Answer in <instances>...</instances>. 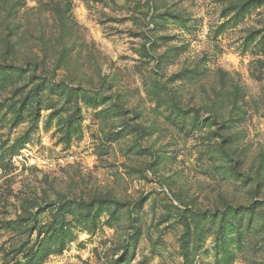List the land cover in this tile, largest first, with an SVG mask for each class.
Instances as JSON below:
<instances>
[{"label":"rangeland","instance_id":"obj_1","mask_svg":"<svg viewBox=\"0 0 264 264\" xmlns=\"http://www.w3.org/2000/svg\"><path fill=\"white\" fill-rule=\"evenodd\" d=\"M0 264H264V0H0Z\"/></svg>","mask_w":264,"mask_h":264}]
</instances>
